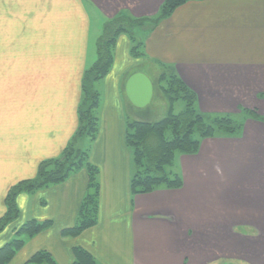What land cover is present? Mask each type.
I'll use <instances>...</instances> for the list:
<instances>
[{
	"label": "crops",
	"instance_id": "0c3cea01",
	"mask_svg": "<svg viewBox=\"0 0 264 264\" xmlns=\"http://www.w3.org/2000/svg\"><path fill=\"white\" fill-rule=\"evenodd\" d=\"M161 1L132 0L121 5V0H0V49L5 50L0 55V74L14 83L0 88V217L8 189L33 178L41 161L58 157L77 129L82 75L96 58L95 51L89 55L90 13L94 23L97 19L105 23L121 8L131 16H152ZM7 6L12 8L9 12ZM12 11L16 14L13 20ZM157 23L142 35L140 50L160 62L171 57L179 78L197 93L199 106L205 94L236 97L240 90L233 89V94L230 88L225 92L208 86L214 85V78L226 77L246 84V68L236 67L246 64L250 51L259 57L264 52V0H190ZM132 39L124 34L117 37L111 67L95 81L99 94L95 132L84 133L74 144L83 154L82 165L59 183L16 195L20 223L15 230L32 220L49 224L25 240L10 263L24 264L35 252L47 251L57 264H72L73 249L80 248L96 264H196L193 261L198 260H192L188 252L197 250L200 234L205 237L209 234L205 231L214 228L200 215L203 206L210 210L214 205L221 211L219 220L227 223L232 198L247 204V193L226 192L225 174L218 176L220 190L213 188V173L224 169L206 166L204 158L225 149L223 141L228 137L224 136L200 140L195 153H175L165 170L169 176L180 177L179 187L131 193L135 165L125 141L127 124L154 119L148 108L152 99L142 108L135 107L124 85L132 73L142 72L153 84L151 98L155 93L154 75L141 66L145 54L132 57ZM257 44L259 50L250 47ZM215 62L227 66L229 76L212 68ZM83 137L88 146L80 150L76 146ZM217 155L225 156V152ZM263 176L255 178V188L262 187ZM257 189L253 261L264 264V191ZM83 218L92 223L74 235H62ZM240 234L243 258L238 264H251L244 247L248 234ZM260 236L263 239L258 241ZM11 238L5 227L0 232V247Z\"/></svg>",
	"mask_w": 264,
	"mask_h": 264
},
{
	"label": "rangeland",
	"instance_id": "374dc122",
	"mask_svg": "<svg viewBox=\"0 0 264 264\" xmlns=\"http://www.w3.org/2000/svg\"><path fill=\"white\" fill-rule=\"evenodd\" d=\"M121 5H128L131 4L132 0H121ZM163 3V0L158 6L157 13L152 16H131L130 13L124 12L125 9L121 8L119 11L109 18V20H114L121 16H127L126 19L123 17L119 21V25L121 28H123V31L117 35L119 37L120 35H125L127 38L132 39V47L135 48V51L132 52V57L139 56V53L145 54V60L143 61V67H148V71L154 75L153 82H154V95L153 98H151V102L148 104L150 117L154 120L152 121H142V122H156L160 119H163L164 116L167 113L169 104L171 103L168 101V93L165 94L162 91V85L159 86L160 82H158V78L160 75H168L171 73L170 70L175 71V61L168 56V59L163 62H160L161 60H156L154 58H148L147 54L143 52V50H140L139 43L140 39H142V35L148 31H150V26L153 23L154 19H156L159 15V11L161 8V5ZM8 9H12L11 7L7 6V12H9ZM177 8H175L173 11H175ZM172 11V12H173ZM172 14V13H171ZM180 14V13H179ZM92 18V24L90 27V49H89V55L90 53L93 55V51H95V59L94 62L97 59V46L100 42L104 43L103 40L100 42L98 41L99 38L104 35L109 36L112 32V29L110 28V25L107 26L106 31L109 29V33H104V26L107 22H100L97 21L94 23V16L92 13H90ZM12 20L16 18V14L14 11H12ZM178 16V15H177ZM180 16V15H179ZM11 20L10 18H8ZM132 20V22L130 21ZM134 21V22H133ZM160 21V20H158ZM158 24L157 21L154 22V25ZM104 33V34H103ZM102 37V38H103ZM116 37V39H117ZM131 41V40H130ZM115 44V43H114ZM136 46V47H135ZM249 47V45L246 46V48ZM255 48L256 50H259L260 46L254 45L250 46ZM249 47V48H250ZM93 48V49H92ZM111 48H113L111 46ZM262 49L264 51V45L262 46ZM5 50L0 49V55L4 54ZM112 53V51H111ZM113 55V54H112ZM142 57V56H139ZM249 59L245 61L246 64L243 65V67H236L239 69L246 68V75L247 78L245 79L246 84L244 81H235V77H231L233 81H230V78L227 77L225 79L217 80L214 78V85H210L211 81L209 82L208 87H215L220 89H225L227 92V88H230L233 91L234 90H240L235 93L236 97H233L232 99L229 98H222V96L217 97L216 95L212 97H208L205 92H203V95L205 94V97L201 100V104L199 106L198 104V95L197 93L193 91L194 95L196 96V110L199 114H201L203 123L206 125L212 126V121L215 119L220 118H229L232 122V124L237 125V128L231 132H227L224 130H219L216 128V125L213 126L214 130L212 132V135L209 137H228L227 140L223 141V144L225 145V149H217L210 153L208 157L206 156L205 164L206 166H210L214 169L220 170L223 168L225 172L223 171H216L213 174V188L214 190H220V184L218 182L219 178L218 176L224 175V180L227 182V188L226 192H230L231 194H239L247 193L246 196V202L247 204L243 206V204H238L239 201L236 200V198H232V203L230 205V213L231 218L230 221L226 223L219 220L218 213L221 212L215 206L211 205L210 210L207 208V206H203L202 211L200 210V215L204 218H208V222L212 225H214L213 229L206 230L209 231V234L204 237V235L200 234L197 238V250L196 248H192L188 255L192 260H198L193 261V263L196 264H238V261L241 260L240 258H243V255L240 253V233L246 232L248 236H246L245 239V245L244 247L247 249V258L246 260L252 261L251 264H254V246H255V220H256V214H255V203H256V197H255V189L258 191H264V176L263 180L261 181L262 187H256L255 184V178L260 177L261 175H264V60L261 62L259 61L262 57H264V52L262 53V56L259 57L256 55L253 51H250V53L246 56ZM92 62L90 66L94 63ZM90 66L88 68H90ZM204 66V65H202ZM111 67V66H110ZM208 67V66H207ZM210 67V66H209ZM215 70H220L225 76H229V70L228 67L226 68L221 64H218V62H215V65L211 66ZM230 69V68H229ZM255 72V74H251L250 72ZM231 73V72H230ZM105 76V75H104ZM258 77V79L255 81V78ZM102 79V78H101ZM225 80V81H224ZM97 81V80H96ZM226 82V86H223L222 83ZM97 83L95 81L91 84L92 91L94 90ZM9 85H14L11 81L8 80L6 77H2L0 74V88H6ZM232 85H237L233 87ZM164 86H166V91L169 89V84L167 85L166 82H164ZM159 87V88H158ZM158 88V89H157ZM205 88V87H204ZM234 89V90H233ZM225 94V93H224ZM1 95V94H0ZM167 95V96H166ZM184 108V102L182 100H177L173 102L172 104V112L178 113L182 111ZM156 117V118H155ZM228 125V124H227ZM171 128V127H170ZM169 128V129H170ZM183 128L182 126H177L176 131ZM193 136L199 137L198 133L192 132ZM204 137L201 138H209ZM88 139L83 137L81 140L77 142V148L80 150H85L88 146ZM148 142L151 144L153 143V138L147 139ZM225 152V156H219L217 154H221ZM263 167L262 169L260 168ZM228 172V173H226ZM237 173V174H234ZM228 174V176H227ZM212 175L211 173L208 175ZM260 182V181H259ZM209 184H211V179L209 181ZM263 195V194H261ZM264 196V195H263ZM254 197H255V203H254ZM264 201V200H263ZM264 206V205H263ZM245 207V208H243ZM259 213L261 214V210L258 209ZM259 214V216H260ZM262 215L264 216V210H262ZM261 215V216H262ZM18 217V216H17ZM17 217H14L11 219L5 227L9 228L10 234L13 236L17 232V229L15 230V226L20 223V220L17 221ZM229 226H222L228 225ZM4 227V228H5ZM223 227V228H221ZM225 228L224 231L223 229ZM213 230H215L213 232ZM230 231V233H229ZM260 228L257 233H260ZM229 233V234H228ZM21 234H17L15 238L20 237ZM14 238V237H13ZM29 239V238H27ZM26 239V240H27ZM260 239H263L261 236L258 238V241ZM20 250V249H19ZM18 250V251H19ZM16 251L13 255V257L10 259L9 262L6 264H14L10 263L12 262V259L16 256L18 253ZM46 264V263H41Z\"/></svg>",
	"mask_w": 264,
	"mask_h": 264
},
{
	"label": "trees",
	"instance_id": "16d2710c",
	"mask_svg": "<svg viewBox=\"0 0 264 264\" xmlns=\"http://www.w3.org/2000/svg\"><path fill=\"white\" fill-rule=\"evenodd\" d=\"M188 1L190 0H163L159 15L153 22L168 18L175 8ZM123 17L125 16L105 23L104 33L107 34L111 31L109 29V31H106L109 25L112 32L109 36L103 37L104 35H102L99 38L98 41L103 40L104 43L100 42L97 46V59L82 75V97L77 106L78 126L70 142L58 157L41 161L33 178L22 180L8 189L4 199L6 209L0 217V232L11 219L18 216V209L15 203V197L18 193L33 191L49 184L59 183L82 165L83 154L74 149V144L76 139L84 133L91 134L95 132L96 117L94 110L98 105L99 94L96 91H92L91 84L93 81L104 77L112 64L111 46L113 47L117 35L123 31V28L118 24ZM125 18L127 19L128 17L126 16ZM130 21L132 22L131 19ZM133 51H135V48L132 47ZM170 71L171 73L168 75L164 76L162 74L158 78V82L162 85V91L165 94L168 93V101L171 102L164 118L156 122L131 121L127 124L125 141L132 150V159L135 165V172L130 181L132 194L147 193L160 186L168 188L179 187L181 185L180 177L177 175L169 176L168 173V175L166 174L167 170H165V167L172 163L175 153H195L200 139L212 135L214 125H216L217 129L227 132L237 128V125L232 124V121L225 117L212 121V126L203 123L201 114L196 110V96L193 91L184 84L174 70ZM164 82L167 85L169 84L168 91H166ZM177 100L184 102V108L178 113H173L172 104ZM177 126H182L183 128L177 132ZM192 132L198 133L199 137L193 136ZM150 137L154 141L151 144L147 140ZM91 202L89 199L88 203ZM91 223L92 220H89V218H83L74 227L62 231V235H74ZM48 224V222L36 224L33 220L26 222L16 232L21 234L20 237L15 238V233L8 242L0 247V264L9 262L14 253L23 246L27 238L39 233ZM73 253L74 261L72 264H96L93 258L80 248H74ZM43 262L46 264H57L47 251L35 252L24 264H41Z\"/></svg>",
	"mask_w": 264,
	"mask_h": 264
},
{
	"label": "water",
	"instance_id": "95a60500",
	"mask_svg": "<svg viewBox=\"0 0 264 264\" xmlns=\"http://www.w3.org/2000/svg\"><path fill=\"white\" fill-rule=\"evenodd\" d=\"M124 92L128 101L133 106L142 108L151 100L153 84L144 73L134 72L127 78Z\"/></svg>",
	"mask_w": 264,
	"mask_h": 264
}]
</instances>
